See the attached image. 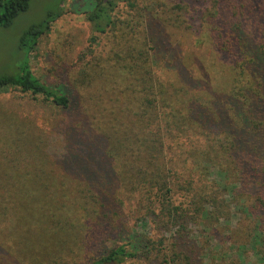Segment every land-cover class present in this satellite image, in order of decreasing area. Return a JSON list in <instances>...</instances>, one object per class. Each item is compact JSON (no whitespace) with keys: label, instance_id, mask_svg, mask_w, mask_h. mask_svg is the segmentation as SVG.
<instances>
[{"label":"trees","instance_id":"16d2710c","mask_svg":"<svg viewBox=\"0 0 264 264\" xmlns=\"http://www.w3.org/2000/svg\"><path fill=\"white\" fill-rule=\"evenodd\" d=\"M120 1L135 11L124 21L114 16ZM253 1L246 13L250 19L257 14L264 24V15L259 14L262 5ZM30 2L0 0V26H10ZM181 2L171 8L172 14L178 12L175 16L169 12L159 17L171 37L175 30L189 26ZM228 8L218 7L217 15L209 18L216 17L219 33H228L243 54L246 66L238 65L241 73L256 81L252 87L232 84L210 109L183 82L160 75L153 38L135 1L100 0L88 13L94 30L109 39V48L101 52L93 37L70 79L76 110L87 119L82 117L73 133L88 144V156H79L71 164L74 173H62L60 179L33 125L20 123L14 114L16 126L3 132L8 158L2 165L13 171L0 173V191L5 188L10 199L0 206V223L18 242L23 263L43 260L39 244L55 251V260L73 263L81 256L75 251L81 236L98 235L97 230L101 234L106 227L118 230L124 226L123 211L131 206L128 216L154 224L157 231L173 228V234L156 238L134 231L128 244L92 245L99 258L87 264H127L142 256L157 264H201L202 246L191 226L229 219L231 213L229 191L210 181L209 175L208 164H214L211 155L221 146L219 136L224 135L240 173L236 182L240 185L231 193L234 198L239 190L248 192L264 180V30L254 25L262 34H254L256 40L245 38V10L237 17L229 15ZM51 22L33 25L24 33L21 46H28L29 59L17 74L0 76V89H15L68 111L71 97L43 83L30 65V54ZM103 160L112 167L105 168ZM256 192L255 206L264 211V190ZM112 202L114 213L101 216L100 209Z\"/></svg>","mask_w":264,"mask_h":264},{"label":"rangeland","instance_id":"374dc122","mask_svg":"<svg viewBox=\"0 0 264 264\" xmlns=\"http://www.w3.org/2000/svg\"><path fill=\"white\" fill-rule=\"evenodd\" d=\"M99 1L31 0L29 9L21 13L10 26H0L1 76L17 74L28 61V46H21L24 33L33 25L52 21L31 52L30 65L33 73L43 83L61 89L71 97V109L61 111L53 108L49 102L33 99L29 94L21 91L11 88L0 89V148L6 145L3 132L15 123L13 117L17 114L21 119L20 123L24 121L23 123L33 125L35 134L41 137L43 145L46 144L45 151L50 157L49 163L55 168L54 172L58 173L60 179L62 173H74L75 169L71 164L75 163L82 154L87 157L89 152L88 144L73 133L76 123L82 117L86 118L76 110L77 95L70 85V79L73 71L81 66L79 60L93 43V37H96L95 44H100L98 51L106 52L109 48V39L94 30L87 16ZM133 1L141 13H144L145 19H143L151 39L153 38L152 45L155 47L160 75L164 79L183 82L204 107L210 109L214 106L215 102L231 89L232 84L241 87L255 86L256 79L249 73H241V66L238 67L240 64L246 66L241 51L236 50L228 33L225 31L219 33L217 24H214L216 17L209 18L210 15H217V8H223L224 5L229 7L227 12L229 15L237 17L245 10V17H242L245 21L243 35L245 38L255 39L254 34L256 36V33L262 34V32L257 31L258 28L255 30L254 25L258 24L260 28L258 30L263 31L264 28L261 27L264 24H261L263 19L255 17L257 14L252 16V19L248 17L246 9L251 8L252 0H194L196 3L193 0ZM178 2H181L183 11H186L189 26L175 30L174 37H171L169 28L159 24V17H166ZM253 3L255 4L256 0ZM259 3L262 5L259 14L264 15V0H259ZM183 11L181 10L182 13L179 11V14L184 16ZM134 12L127 2L120 1L114 16L119 21H124L134 15ZM176 14L171 13L172 16ZM240 47L243 45L241 44ZM219 140L222 147L218 144L220 149H216L211 155L214 164L211 166L207 164L210 181L220 183L221 187L229 191L226 198L230 202L231 213L229 219L221 218L214 222L209 220L206 225L191 226L194 237L200 239L202 246L201 264H217L222 261L225 264H264V211L255 206L258 196L256 189L264 190V180L258 182L252 189H248V192L239 190L238 197L234 198L231 193L240 185L236 183L240 173H237L235 160L226 147L224 135H220ZM7 156L3 146L0 151V173L13 171L2 165ZM93 158L100 160L101 157L94 155ZM104 166L112 167L110 162L105 161ZM9 201L4 188L0 191V206ZM110 201H113L112 197ZM99 208L100 206L96 207L97 210ZM113 209L115 205L112 202L109 207L100 209V215L105 213L108 217L114 213ZM131 212V206H127L123 211L124 226L118 230L115 226L106 227L101 234L97 230L98 235L93 232L81 236L77 243L78 250L75 249L76 254L81 256L71 264H87L97 260L99 257L95 254V250H91L92 245L103 243L111 247L115 243L128 244L129 237L134 231L139 235L147 234L156 238L158 235L160 238L161 235L169 237L173 234V228L171 232L165 231L164 228L157 231L154 224L138 221L135 215L128 216ZM3 229L4 225L0 223V264H38L30 259H26L23 263L19 259L21 254L16 244L18 242L13 240L10 232ZM120 229L123 230L122 233ZM37 251L44 254L39 264H64L60 260H55V251L46 250L44 245L39 244ZM127 264H157V262L142 256L139 259L129 260Z\"/></svg>","mask_w":264,"mask_h":264}]
</instances>
